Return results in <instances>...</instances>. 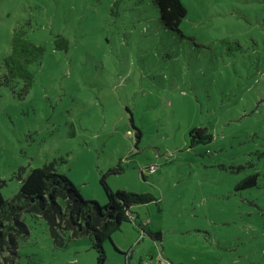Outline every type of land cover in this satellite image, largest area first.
<instances>
[{
    "label": "rangeland",
    "instance_id": "374dc122",
    "mask_svg": "<svg viewBox=\"0 0 264 264\" xmlns=\"http://www.w3.org/2000/svg\"><path fill=\"white\" fill-rule=\"evenodd\" d=\"M181 1L175 32L153 0H0V190L15 199L49 164L104 206L114 168V192L155 201L132 207L106 264H264V0ZM20 27L45 48L28 92L3 83ZM197 127L212 142L191 147ZM23 220L0 264H97L89 237L59 247L43 217Z\"/></svg>",
    "mask_w": 264,
    "mask_h": 264
},
{
    "label": "trees",
    "instance_id": "16d2710c",
    "mask_svg": "<svg viewBox=\"0 0 264 264\" xmlns=\"http://www.w3.org/2000/svg\"><path fill=\"white\" fill-rule=\"evenodd\" d=\"M160 12L161 23L171 31L180 32V26L186 18L188 9L181 0H153ZM56 48L68 50L69 41L60 35L56 38ZM45 54V48L28 37L25 28L14 30L9 53L4 56L5 74L3 83L14 88L16 82L23 83L24 92H28L35 81L33 65ZM142 134L138 131L137 137ZM212 134L207 128L197 127L190 131V144L212 142ZM117 169H110L101 177L107 202L104 206L98 201L84 199L75 184L65 175L58 174L53 165L33 168L22 178L18 196L13 200L5 198L0 190V258L14 257L21 237L29 230L23 216L31 214L43 217L55 244L65 247L71 239L89 237L97 253V264H106L107 253L104 244L121 229L124 222L131 221L132 207L155 201L151 193L114 192L107 182ZM256 175L242 180L237 189L255 186ZM139 217L137 216V219ZM151 237H160L161 233L148 232ZM5 257L6 260L9 258Z\"/></svg>",
    "mask_w": 264,
    "mask_h": 264
}]
</instances>
